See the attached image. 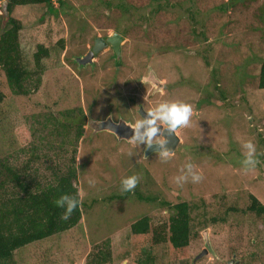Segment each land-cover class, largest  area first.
<instances>
[{
	"label": "rangeland",
	"instance_id": "1",
	"mask_svg": "<svg viewBox=\"0 0 264 264\" xmlns=\"http://www.w3.org/2000/svg\"><path fill=\"white\" fill-rule=\"evenodd\" d=\"M55 1L52 9L10 12L21 24L23 65L34 67L39 44L49 56L28 97L13 96L0 71V160L18 166L61 142L68 158L76 147L82 217L77 227L15 251L16 264H87L92 248L105 242L107 264H132L129 226L146 215L153 224L166 222L180 202L192 210L186 256L158 249L156 264H264V227L229 212L248 194L264 204V90H257L264 0ZM114 34L123 37L118 59L103 48L91 64L75 63L96 38ZM163 101L193 107L189 124L174 132L178 144L167 161L158 153L143 158L142 143L118 142L88 126L108 115L134 125ZM77 126L82 137L74 140ZM246 141L258 160L248 170L241 164ZM188 163L202 178L178 184ZM44 169L36 173L42 182ZM132 174L135 188L122 191V178ZM205 229L211 250L195 260Z\"/></svg>",
	"mask_w": 264,
	"mask_h": 264
},
{
	"label": "trees",
	"instance_id": "2",
	"mask_svg": "<svg viewBox=\"0 0 264 264\" xmlns=\"http://www.w3.org/2000/svg\"><path fill=\"white\" fill-rule=\"evenodd\" d=\"M7 16L0 9V71L4 75L8 91L16 97H28L35 93L41 82V61L48 58L49 51L39 44L32 60L34 67L23 65L19 45L21 24L10 18L14 7L25 5H45L53 8V0H7ZM55 2L59 3L60 0ZM60 5V3H59ZM264 12V10H263ZM257 90H264V57L257 78ZM2 97V95H0ZM80 115L82 111L78 109ZM74 140L82 137L81 127L77 126ZM41 156H30L26 162L15 166L8 159L0 160V264H16L15 251L78 226L81 217V202L77 183L76 147L73 155L66 157L62 142L58 146L49 144L41 149ZM40 151V150H39ZM44 157V159H41ZM60 160L55 164V160ZM35 159V160H34ZM45 166V181L36 173ZM44 178V177H42ZM62 194L74 196L79 200L67 219H63L64 208L57 207L55 200ZM120 203L124 197H119ZM119 205V212L122 210ZM66 207V204L65 206ZM172 214L166 222L153 224L149 216H143L129 226L132 264H156L158 249L165 255L186 256L192 238L193 225L191 208L186 202L170 207ZM247 220L264 227V204L255 196L248 194L240 207H229V212H239ZM216 219H212V222ZM94 246L87 264H107L111 260L108 244ZM162 254V252H161Z\"/></svg>",
	"mask_w": 264,
	"mask_h": 264
},
{
	"label": "clouds",
	"instance_id": "3",
	"mask_svg": "<svg viewBox=\"0 0 264 264\" xmlns=\"http://www.w3.org/2000/svg\"><path fill=\"white\" fill-rule=\"evenodd\" d=\"M192 115L193 107L189 103L180 101L160 102L150 108L142 119L135 121L131 141L135 145H141V143L145 146L159 144L163 148V145L166 142V137H164L163 133L165 131L174 133L178 128L187 126ZM146 125L147 127H145ZM142 128L143 131L141 132ZM158 132L161 133L159 136L156 135ZM243 147L246 149V152L241 161L242 166L245 170L255 168L258 163L256 146L251 141H246L243 144ZM158 155L162 161H167L171 158L172 152L169 149H163L158 151ZM184 168L185 172L176 178L178 184L187 180L189 177H191L192 182H199L201 180V174L193 171V165L191 163L184 165ZM137 182L138 177L135 174L122 178V191H132ZM54 203L57 207L64 208L62 218L67 219L73 209L78 207L79 200L74 196L62 194ZM65 204L66 207H64Z\"/></svg>",
	"mask_w": 264,
	"mask_h": 264
},
{
	"label": "water",
	"instance_id": "4",
	"mask_svg": "<svg viewBox=\"0 0 264 264\" xmlns=\"http://www.w3.org/2000/svg\"><path fill=\"white\" fill-rule=\"evenodd\" d=\"M7 0H1L0 2V9L3 12V15H7ZM123 38L117 34H114L110 37H107L105 40L96 38L95 43L90 51L86 53V55L82 57L75 58V63L79 66H85L86 64H91L94 54H97L100 50H102L106 45H110L113 49L115 56L119 57V46L122 42ZM89 128H91L93 133L99 132H106L111 134L115 137L118 142L124 141L126 143H132L131 136L133 135V128L134 125L126 122L125 120L118 119L117 121H113L112 117L108 115L105 119L100 121H93L90 120L88 122ZM147 127V125L145 126ZM143 128L141 129V132ZM161 133H157L156 135L159 136ZM164 137H166V142L163 145V148L159 144H153L151 146H146L143 151V158H147V156L151 155L152 153H158L163 149H169L171 152L176 148L178 144V139L174 133H169L165 131L163 133ZM201 236L204 242V249L195 257L196 259L201 258L202 256L208 254V251L211 250L208 238V230L205 229L201 232Z\"/></svg>",
	"mask_w": 264,
	"mask_h": 264
},
{
	"label": "flooded vegetation",
	"instance_id": "5",
	"mask_svg": "<svg viewBox=\"0 0 264 264\" xmlns=\"http://www.w3.org/2000/svg\"><path fill=\"white\" fill-rule=\"evenodd\" d=\"M106 39V38H105ZM107 52V51H110V53H112V54H114V52H113V49H112V47L110 46V45H106L105 47H104V50H103V52ZM115 55V54H114ZM94 58H95V54H94V57H93V60H94ZM115 58H117L116 56H115ZM118 59V58H117ZM119 119V118H118ZM118 119H116V120H114V121H117Z\"/></svg>",
	"mask_w": 264,
	"mask_h": 264
}]
</instances>
